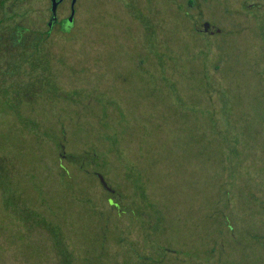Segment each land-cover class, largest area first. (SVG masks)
Wrapping results in <instances>:
<instances>
[{"label": "rangeland", "instance_id": "1", "mask_svg": "<svg viewBox=\"0 0 264 264\" xmlns=\"http://www.w3.org/2000/svg\"><path fill=\"white\" fill-rule=\"evenodd\" d=\"M186 1L61 0V30L32 0L5 29L30 49L0 85V264H264V13L192 0L202 36Z\"/></svg>", "mask_w": 264, "mask_h": 264}, {"label": "trees", "instance_id": "2", "mask_svg": "<svg viewBox=\"0 0 264 264\" xmlns=\"http://www.w3.org/2000/svg\"><path fill=\"white\" fill-rule=\"evenodd\" d=\"M33 3L32 0H0V41L6 39L7 33L5 32L6 28H14L19 23V14H21L20 8L25 9H33ZM25 16V15H24ZM22 19V17H21ZM66 19L58 21L56 24L59 25L61 30H65L68 26H66ZM62 27V28H61ZM50 28H47L46 30H43V32L48 36ZM4 36V37H3ZM10 41H15L11 37ZM6 48L0 49V85L6 86L12 79L8 75H6V70L9 66L10 60L13 55H10L9 52H19V51H26L30 48L26 47V44L23 42H18L16 46L10 47V46H4ZM15 49H21L19 51ZM20 52V53H21Z\"/></svg>", "mask_w": 264, "mask_h": 264}, {"label": "flooded vegetation", "instance_id": "3", "mask_svg": "<svg viewBox=\"0 0 264 264\" xmlns=\"http://www.w3.org/2000/svg\"><path fill=\"white\" fill-rule=\"evenodd\" d=\"M186 2H187V5H185V7H182L181 9H183V10L186 9L185 15L187 16V18H189L191 20L192 29L196 33H198L199 35H202V36H212V35H215L217 33L223 32L221 30V27L214 24L213 22H210L205 17V15L202 11V8L198 4V2H197V5H194L192 0H187ZM242 7L244 8L243 10L247 14H250V13L252 14L253 12H255V13H260L262 16V14L264 13V11L262 10L263 7L261 6L260 3H257V1L255 2V1L249 0L247 3H244V6H242ZM193 8H195V15L193 12L189 11V9H193ZM70 13L71 12H69V15L65 18L67 22H68V17L71 15ZM50 14H51V11H50ZM56 18H57V14H56ZM195 18L197 19L196 21H195ZM58 21H60V20L56 19V21L54 23L56 24ZM71 23H70V25L66 24V26H68L67 28H70ZM205 39H206V41H209L207 37ZM118 216H124V215L118 214Z\"/></svg>", "mask_w": 264, "mask_h": 264}, {"label": "water", "instance_id": "4", "mask_svg": "<svg viewBox=\"0 0 264 264\" xmlns=\"http://www.w3.org/2000/svg\"><path fill=\"white\" fill-rule=\"evenodd\" d=\"M50 8H51V14H50V17H49V20H48V22H47V25L49 26V27H51L52 25H53V23L56 21V11H57V6H58V4L61 2V0H50ZM74 2H75V0H72V3H71V6L70 7H72L71 9H72V12L74 11V8H73V6H74ZM72 14L73 13H71V15L68 17V21L69 20H71L72 19ZM99 178H100V181H101V183H102V185H103V187H105L107 190H109L110 192L111 191H113L108 185H107V183L105 182V180H104V178L102 177V175H99Z\"/></svg>", "mask_w": 264, "mask_h": 264}]
</instances>
